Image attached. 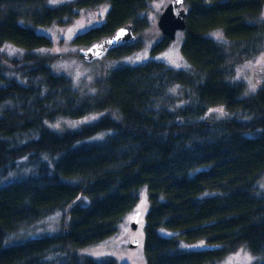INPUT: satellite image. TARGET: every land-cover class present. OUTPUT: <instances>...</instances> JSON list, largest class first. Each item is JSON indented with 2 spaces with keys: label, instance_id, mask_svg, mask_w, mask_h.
Listing matches in <instances>:
<instances>
[{
  "label": "trees",
  "instance_id": "trees-1",
  "mask_svg": "<svg viewBox=\"0 0 264 264\" xmlns=\"http://www.w3.org/2000/svg\"><path fill=\"white\" fill-rule=\"evenodd\" d=\"M149 2L0 0V50L25 52L0 56V264H117L79 252L115 234L142 191L144 264H219L240 249L264 264V81L252 94L235 81L237 68L264 52V0H184L180 53L189 70L157 61L114 68L93 83V95L37 53L52 42L35 28L67 27L103 4L104 23L76 36V47L126 24L138 36L148 29L140 15ZM214 31L225 41L211 39ZM169 43L162 37L151 55ZM142 48L136 38L107 58ZM92 114L101 117L77 130L50 128ZM57 212L58 235L5 246Z\"/></svg>",
  "mask_w": 264,
  "mask_h": 264
},
{
  "label": "rangeland",
  "instance_id": "rangeland-1",
  "mask_svg": "<svg viewBox=\"0 0 264 264\" xmlns=\"http://www.w3.org/2000/svg\"><path fill=\"white\" fill-rule=\"evenodd\" d=\"M49 6L67 4L75 0H47ZM171 0H150L148 9L140 15L148 22V29L142 34L135 36L138 41L143 43V48L122 59L115 60L103 58L100 61L85 63L80 57V51L86 49L84 47H76L73 39L89 31L90 29L100 27L109 11L108 4H103L93 10L79 11L76 18L67 26L61 27L52 25L49 27L35 28V32L39 35L48 37L52 45L50 48L39 50L37 53L47 55L54 58L50 65L51 71L60 76L68 78L74 89L79 92H85L93 95V83L102 80L107 71L118 67H135L143 65L149 61H157L165 64L169 68L180 71L189 70L180 53L182 33L176 34L173 41H170L168 47L162 53L151 55L150 50L154 44L162 39V34L158 29L157 23L160 14L165 6ZM264 19V9L261 14ZM216 42H224L221 31H214L208 35ZM25 52L12 45H4L0 50V56L6 60L21 59ZM235 81L242 83L249 94L254 93L262 81H264V52L252 61L246 62L237 68L235 73ZM101 115L92 114L79 120H58L54 124H50V128L58 133L68 130H77L84 125L91 124L99 120ZM112 132L99 134L98 136L87 140L88 143L102 141L106 135ZM258 187L264 193V178L258 183ZM147 209L144 191L140 194V201L136 209L125 217L122 223L117 227L115 234L105 239L101 243L85 248L79 252L81 256L95 259L98 262H106L114 260L117 264H144L141 241L143 239V219L139 218L137 228L133 230L131 224L134 220L135 213H144ZM62 213L57 212L47 216L27 230L20 232L18 235L9 236L5 241V246L16 245L29 239H40L52 237L61 232L60 221ZM138 241V246L131 249L129 245L133 240ZM193 249L200 248L199 245L191 246ZM260 260L252 256L247 250L240 249L234 254L228 256L219 264H259Z\"/></svg>",
  "mask_w": 264,
  "mask_h": 264
},
{
  "label": "water",
  "instance_id": "water-1",
  "mask_svg": "<svg viewBox=\"0 0 264 264\" xmlns=\"http://www.w3.org/2000/svg\"><path fill=\"white\" fill-rule=\"evenodd\" d=\"M188 16V11L184 8V0H171L164 8L158 19V29L162 36L169 41H173L176 34L182 33L185 29V23ZM121 33H123L121 35ZM135 28L133 24H126L120 27L112 36L104 38L86 49L80 51V56L85 63L100 61L107 57L114 50L135 41ZM140 218V212L135 213L131 228L135 230ZM138 241L135 239L129 245L131 249L138 246Z\"/></svg>",
  "mask_w": 264,
  "mask_h": 264
},
{
  "label": "snow or ice",
  "instance_id": "snow-or-ice-1",
  "mask_svg": "<svg viewBox=\"0 0 264 264\" xmlns=\"http://www.w3.org/2000/svg\"><path fill=\"white\" fill-rule=\"evenodd\" d=\"M180 2V0H177V3H179ZM123 33H121V35H122Z\"/></svg>",
  "mask_w": 264,
  "mask_h": 264
}]
</instances>
